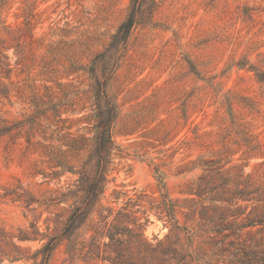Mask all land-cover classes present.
Here are the masks:
<instances>
[{"label":"rangeland","instance_id":"374dc122","mask_svg":"<svg viewBox=\"0 0 264 264\" xmlns=\"http://www.w3.org/2000/svg\"><path fill=\"white\" fill-rule=\"evenodd\" d=\"M156 2L153 16L103 59L108 64L99 63V75L116 64L108 89L119 108L113 135L120 150L105 202L120 207L129 197L139 200L150 220L148 239L165 246L178 240L192 253L187 264H264L254 246L264 242V221L243 226L264 213L254 200L264 186V83L252 67L264 70V0ZM131 3L0 0V49L13 68L0 116L25 119L34 111L33 98L46 99L47 87L71 82L80 95H71L75 101L64 116L74 131L89 130V67L109 47ZM72 64L86 70L67 75ZM44 152L25 136L0 138V264H40L35 253L46 239L23 240L21 232L35 222L57 235L70 213L68 204L51 198L76 176L55 178L62 168ZM87 155L71 162L78 165ZM115 191L127 196L117 200ZM30 196L37 201L27 207ZM169 199L178 226L158 207ZM68 257L63 241L47 264H88Z\"/></svg>","mask_w":264,"mask_h":264},{"label":"trees","instance_id":"16d2710c","mask_svg":"<svg viewBox=\"0 0 264 264\" xmlns=\"http://www.w3.org/2000/svg\"><path fill=\"white\" fill-rule=\"evenodd\" d=\"M145 3V0H132L128 16L113 34L109 47L99 53L89 67L93 78L90 89L85 91L92 102V112L85 117L91 123L89 130H86L87 126H82L74 131L73 126L69 124L70 118L64 116L70 112L68 105L73 96L80 95L71 82L59 81L56 88L47 87L46 99L40 95L33 98L34 111L25 119L12 123L0 116V138L6 134L14 137L25 136L29 145L41 144L45 148L44 154L51 158L54 166L62 168L55 171V178H60L66 173L76 176L67 185L57 188L56 194L51 198V203H66L71 208L61 232L49 235L32 222L33 230H23L20 234L23 240L46 239L35 253V258L42 257L40 264H47L63 241H67L68 258L71 261L82 260L88 264L100 261L112 264H187V260L192 257L189 249L177 246L178 240L174 245L165 246L162 240L153 242L148 239L145 231L150 220L147 211L141 208L139 200L133 201V198L129 197L120 207L105 202L111 166L120 150L113 135V125L119 108L108 89L116 64L109 71L105 70L103 75H99L98 67L101 61L108 64L103 59L126 44L132 30L141 24L146 16H153L157 8L156 0H153V5L149 8ZM252 67L256 70L259 80L264 83V70ZM80 69L86 70V67L72 64L66 72L70 75ZM12 71L9 56L0 49V96L9 98L11 95V87L5 79L11 77ZM90 133L92 135H89ZM38 135L43 137V141L35 140ZM85 151H88L87 158L80 164L71 162L72 159H80ZM162 188H165L164 182ZM115 193L117 200L122 195L127 196L126 192ZM254 193L255 202L264 207V186L260 185ZM163 194L168 197L166 192ZM34 201L37 200L30 196L25 203L30 207ZM171 201H165L163 208L161 205L158 207L178 226L176 205ZM260 221H264V213L257 220L243 226L256 225ZM239 228L236 226L234 229ZM185 233L190 245L192 234L189 229H186ZM254 246L258 251L255 256L264 261V242Z\"/></svg>","mask_w":264,"mask_h":264}]
</instances>
